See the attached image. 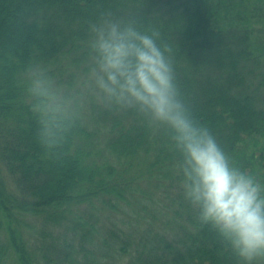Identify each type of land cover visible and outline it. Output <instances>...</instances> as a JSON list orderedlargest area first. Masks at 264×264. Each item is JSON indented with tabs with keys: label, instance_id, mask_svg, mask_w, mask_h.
<instances>
[{
	"label": "trees",
	"instance_id": "trees-1",
	"mask_svg": "<svg viewBox=\"0 0 264 264\" xmlns=\"http://www.w3.org/2000/svg\"><path fill=\"white\" fill-rule=\"evenodd\" d=\"M104 16L159 32L195 118L264 182V0H0V264H240L183 192L162 206L137 196L140 179L181 177L167 137L133 112L92 103L62 147L40 143L26 68L71 89ZM125 203L134 215L116 216Z\"/></svg>",
	"mask_w": 264,
	"mask_h": 264
},
{
	"label": "clouds",
	"instance_id": "clouds-1",
	"mask_svg": "<svg viewBox=\"0 0 264 264\" xmlns=\"http://www.w3.org/2000/svg\"><path fill=\"white\" fill-rule=\"evenodd\" d=\"M158 31L104 16L89 26V63L72 89L42 63L26 68L24 87L48 150L64 144L92 103L131 111L163 133L177 154L185 200L240 264H264V182L236 166L212 131L200 123L176 79L168 45Z\"/></svg>",
	"mask_w": 264,
	"mask_h": 264
},
{
	"label": "rangeland",
	"instance_id": "rangeland-1",
	"mask_svg": "<svg viewBox=\"0 0 264 264\" xmlns=\"http://www.w3.org/2000/svg\"><path fill=\"white\" fill-rule=\"evenodd\" d=\"M75 68L74 67H71V70H74ZM83 78L80 76H76L75 78V82L74 84L72 85L71 89L73 87H75V85L77 83H79ZM253 168V167H252ZM134 171L136 170L135 166H134ZM144 171V170H143ZM145 173V171H144ZM254 173H255V167H254ZM3 177H4V180L6 181V184L10 187H13L14 186V182H13V179L12 177L10 176V174H8V172L3 168ZM140 190L138 191V197L141 198V196L139 195H143L142 198H145V203H154V204H159V206H162V204H166V205H169L170 204V200L171 199H175L174 196L178 195V194H181V192L183 191H180V190H183L182 189V186H181V181L179 182H175V183H172L170 182V180L166 181L164 180V184L163 185H153L152 184V181L153 180H150L149 181H146L145 179H140ZM168 186V188L166 187ZM148 194L149 196H153L155 197L154 200H151L149 201L150 199H147L148 198ZM172 197V198H171ZM133 206H134V203L133 204H129V203H125V210L127 211V213L125 212V214H122L121 212H118L116 213V216H130V215H134V212H133ZM140 211H143V209H141ZM141 215L143 216H149V213L148 212H142ZM127 219V218H126ZM31 220V219H29ZM31 223L34 224V225H40V222L36 219V218H32L31 220ZM4 223H2V214L0 213V238L1 239H4L6 237V231H5V225H3ZM160 224V222H159ZM39 237V234L33 232V234H28L27 235V238L28 240L30 241V245H34L35 243H37V239ZM10 264H12V261L10 262Z\"/></svg>",
	"mask_w": 264,
	"mask_h": 264
}]
</instances>
